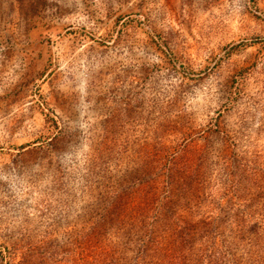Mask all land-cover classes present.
Instances as JSON below:
<instances>
[{
    "label": "rangeland",
    "instance_id": "obj_1",
    "mask_svg": "<svg viewBox=\"0 0 264 264\" xmlns=\"http://www.w3.org/2000/svg\"><path fill=\"white\" fill-rule=\"evenodd\" d=\"M0 264H264V0H0Z\"/></svg>",
    "mask_w": 264,
    "mask_h": 264
}]
</instances>
